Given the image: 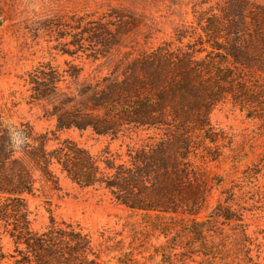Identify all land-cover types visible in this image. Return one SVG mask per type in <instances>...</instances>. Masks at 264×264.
Returning <instances> with one entry per match:
<instances>
[{"label":"rangeland","instance_id":"obj_1","mask_svg":"<svg viewBox=\"0 0 264 264\" xmlns=\"http://www.w3.org/2000/svg\"><path fill=\"white\" fill-rule=\"evenodd\" d=\"M154 55L169 61L171 79L187 69L181 62L192 68L188 88L174 100L178 113L168 108L162 125L113 140L91 129L56 131L43 104L30 102L27 73L39 64L61 71L71 63L82 68L81 80L95 81ZM0 115L47 135L48 149L70 139L94 156L108 148L121 163L127 144L145 146L165 167L181 169L186 198L179 205L195 213L130 210L107 189L80 187L54 165L57 184L36 173L27 196L33 230L50 217L78 224L102 264H203L201 243L186 227L208 219L203 245L215 230L229 244L245 233L250 254L264 264V0H0ZM219 203L239 224L211 217ZM0 244L13 249L6 234Z\"/></svg>","mask_w":264,"mask_h":264},{"label":"trees","instance_id":"obj_2","mask_svg":"<svg viewBox=\"0 0 264 264\" xmlns=\"http://www.w3.org/2000/svg\"><path fill=\"white\" fill-rule=\"evenodd\" d=\"M168 63L155 55L145 57L95 81L81 80L82 68L71 63L61 71L50 64H39L27 73L30 102L43 104L45 114L55 120L56 131L91 129L98 136L117 139L125 136V130L162 125L159 120L168 108L178 113L174 100L188 88L187 71L192 68L181 62L179 65L188 70L180 67V78L171 79ZM47 141V135L36 134L30 124L13 125L0 115V236L8 235L13 243L9 252L0 244V264H102L91 235L78 224L50 217L43 230L31 227L27 196L36 190L35 174L55 186L54 165L80 187L107 189L130 210L195 214L179 205L186 198L179 191L181 169L165 167L145 146L137 149L127 144L128 159L116 163L108 148L94 156L70 139L51 149L46 147ZM211 217L221 219V223L236 221L235 225L241 220L220 203ZM209 221L193 218L186 227V232L201 243L203 264H260L259 254L256 260L250 254L245 233L229 244L227 237L215 230L210 235L211 245H203L202 235L210 230Z\"/></svg>","mask_w":264,"mask_h":264}]
</instances>
